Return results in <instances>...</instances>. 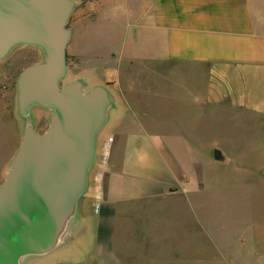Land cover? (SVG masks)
<instances>
[{
	"label": "crops",
	"instance_id": "1",
	"mask_svg": "<svg viewBox=\"0 0 264 264\" xmlns=\"http://www.w3.org/2000/svg\"><path fill=\"white\" fill-rule=\"evenodd\" d=\"M71 1L66 55L73 82L93 71L97 83L87 91L81 83L82 92L101 87L109 105L83 191L59 216L48 249L20 256L17 264H157L153 238L126 233L123 223L142 224L144 205L196 192L194 183L205 180L209 144L198 137L197 121L209 107L256 130L264 149V0ZM181 84L191 110L189 140L174 137L159 107H168L171 88ZM38 125L35 135L48 128ZM214 149L224 157L214 161L222 167L229 157ZM259 149L248 150L254 193H264L255 186Z\"/></svg>",
	"mask_w": 264,
	"mask_h": 264
},
{
	"label": "water",
	"instance_id": "2",
	"mask_svg": "<svg viewBox=\"0 0 264 264\" xmlns=\"http://www.w3.org/2000/svg\"><path fill=\"white\" fill-rule=\"evenodd\" d=\"M73 8L71 0H0V60L20 44L44 53L43 62L18 77L19 111H52L43 134L25 128L0 184V264H17L20 256L48 249L59 216L83 191L94 159L109 100L101 87L83 93L79 82L62 85ZM212 157L224 161L219 150Z\"/></svg>",
	"mask_w": 264,
	"mask_h": 264
},
{
	"label": "rangeland",
	"instance_id": "3",
	"mask_svg": "<svg viewBox=\"0 0 264 264\" xmlns=\"http://www.w3.org/2000/svg\"><path fill=\"white\" fill-rule=\"evenodd\" d=\"M107 57L110 58L109 55ZM43 61L44 53L40 48L23 44L12 47L0 60L1 175L16 154L25 128L30 126L37 132L39 123H46V127L49 125L51 110L32 106L23 116L18 105L20 73ZM73 79L71 63L67 59L62 85L73 82ZM81 80L85 91L97 83L93 71L89 75L84 74ZM171 89L175 91L169 100L171 103L166 105L168 107L163 104L159 107L163 109L174 137L189 140L185 117L191 110L186 103L185 85ZM232 117L209 107L207 114L197 121L198 137H202L201 142L206 146L209 145L205 147L207 175L202 183H194L196 188L192 190L196 192H180L164 201L144 205L142 224L139 219L123 223L126 233H142L153 238L157 264H264V193L249 190L253 183L248 175V150L259 149V133L254 129L237 127ZM232 141L238 145L231 144ZM227 142L231 145H223ZM214 148H220L229 157L221 164L222 167L214 162ZM238 150L244 153L239 155ZM256 152L260 157L256 162L260 167L255 178L258 189L264 187V149ZM3 179L0 177V182Z\"/></svg>",
	"mask_w": 264,
	"mask_h": 264
},
{
	"label": "built area",
	"instance_id": "4",
	"mask_svg": "<svg viewBox=\"0 0 264 264\" xmlns=\"http://www.w3.org/2000/svg\"><path fill=\"white\" fill-rule=\"evenodd\" d=\"M112 141L111 138H109L106 142V144L103 147V153H102V166L107 162L109 157V144Z\"/></svg>",
	"mask_w": 264,
	"mask_h": 264
},
{
	"label": "flooded vegetation",
	"instance_id": "5",
	"mask_svg": "<svg viewBox=\"0 0 264 264\" xmlns=\"http://www.w3.org/2000/svg\"><path fill=\"white\" fill-rule=\"evenodd\" d=\"M49 118V117H48ZM42 121H45L44 118H41Z\"/></svg>",
	"mask_w": 264,
	"mask_h": 264
},
{
	"label": "trees",
	"instance_id": "6",
	"mask_svg": "<svg viewBox=\"0 0 264 264\" xmlns=\"http://www.w3.org/2000/svg\"><path fill=\"white\" fill-rule=\"evenodd\" d=\"M81 1H84V0H81Z\"/></svg>",
	"mask_w": 264,
	"mask_h": 264
}]
</instances>
